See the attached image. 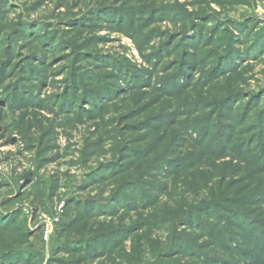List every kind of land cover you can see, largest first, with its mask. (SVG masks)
Returning <instances> with one entry per match:
<instances>
[{
	"label": "rangeland",
	"instance_id": "374dc122",
	"mask_svg": "<svg viewBox=\"0 0 264 264\" xmlns=\"http://www.w3.org/2000/svg\"><path fill=\"white\" fill-rule=\"evenodd\" d=\"M0 264H264V0H0Z\"/></svg>",
	"mask_w": 264,
	"mask_h": 264
}]
</instances>
